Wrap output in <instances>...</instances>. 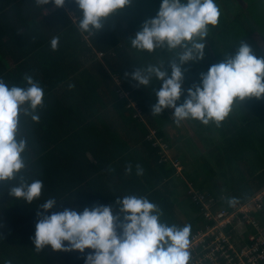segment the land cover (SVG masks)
Segmentation results:
<instances>
[{
	"label": "trees",
	"instance_id": "trees-1",
	"mask_svg": "<svg viewBox=\"0 0 264 264\" xmlns=\"http://www.w3.org/2000/svg\"><path fill=\"white\" fill-rule=\"evenodd\" d=\"M65 3L68 10L53 6L52 13L44 15L43 9L53 4L43 8L35 0H0V79L9 87H26L27 75L44 90L39 122L20 118L28 138V167L23 175L29 183L41 180L43 188L29 204L7 194L16 180L0 186V264H85L90 249L83 254L50 247L35 250L38 213L51 215L70 207L83 211L114 204L126 195L143 196L162 209V220L169 225H191V240L214 223L205 216V203L211 209L233 210L264 189V98H249L239 106L234 102L219 127L214 122L185 120L179 128L166 109L161 115L151 114L161 83L153 79L149 86L138 87L131 79L140 66L173 56L157 50L144 61L130 43L142 24L156 17L162 0H132L97 35L79 30L77 5L74 0ZM215 3L220 9L218 24L209 26L203 60L182 66L183 95L178 106L187 98V90L200 84L201 74L222 62L223 55L234 56L241 41L264 58V18L257 10L251 16V7H245L243 0ZM54 37H59L56 50L51 47ZM165 70L170 76L169 63ZM170 131L176 135L170 137ZM119 132L128 143L121 145L120 157L106 161L105 154L112 151L103 144L110 140L115 148L121 141ZM173 149L172 159L167 151ZM128 164L130 174L125 170ZM137 164L143 175H137ZM196 192L203 194V202L194 199ZM50 198L58 202L45 213L40 205ZM230 198L239 203L230 206ZM185 199L195 212L187 223L182 220ZM253 215L264 226V208ZM226 231L246 243L247 231L241 227Z\"/></svg>",
	"mask_w": 264,
	"mask_h": 264
},
{
	"label": "clouds",
	"instance_id": "clouds-1",
	"mask_svg": "<svg viewBox=\"0 0 264 264\" xmlns=\"http://www.w3.org/2000/svg\"><path fill=\"white\" fill-rule=\"evenodd\" d=\"M74 3L81 14L79 30L97 35L132 0ZM35 4L43 8L53 4L59 9L65 0H35ZM219 17L215 0H162L156 17L146 20L135 38H130L132 48L138 51L173 53L167 61L142 65L130 74L138 87L149 86L153 79L161 83L155 92L157 102L152 106V115L172 109L177 126L185 120H196L203 125L214 122L219 127L232 112L234 102L239 106L249 98H264V58H258L241 41L234 56L223 55L222 62L201 74L200 84L189 88L187 98L178 106L183 95L182 66L203 60L209 26L215 27ZM58 43L59 37L51 40L53 50ZM166 63L170 64V76ZM24 80L26 87H9L0 79V186L4 188V182L16 180L7 194L30 204L40 197L43 182L36 179L29 183L23 175L28 167V138L20 128V118L30 117L39 122L37 110L43 107L44 90L31 76L26 75ZM125 170L130 174L132 165L128 164ZM136 171L143 175L139 164ZM57 202L50 198L40 209L47 213ZM227 203L235 206L239 200L230 198ZM38 216L33 239L38 253L49 247L56 252L81 254L90 249L85 264H190L191 225H169L162 220V209L143 196L126 195L114 204L85 207L83 211L70 207Z\"/></svg>",
	"mask_w": 264,
	"mask_h": 264
},
{
	"label": "built area",
	"instance_id": "built-area-1",
	"mask_svg": "<svg viewBox=\"0 0 264 264\" xmlns=\"http://www.w3.org/2000/svg\"><path fill=\"white\" fill-rule=\"evenodd\" d=\"M64 7L68 10L66 3ZM71 18L75 19L72 15ZM194 199L205 200L199 192L194 194ZM205 207L206 218L214 223L192 236L190 264H264V226L253 215L264 208V189L233 210L211 209L208 203ZM232 226L247 231L246 243L234 240L227 233L226 229Z\"/></svg>",
	"mask_w": 264,
	"mask_h": 264
},
{
	"label": "crops",
	"instance_id": "crops-1",
	"mask_svg": "<svg viewBox=\"0 0 264 264\" xmlns=\"http://www.w3.org/2000/svg\"><path fill=\"white\" fill-rule=\"evenodd\" d=\"M224 1H226V0H224ZM229 1L231 2V1H236V0H228V2ZM243 1L246 3L245 7H251V11H250V15L251 16H254L255 15V11L257 10L258 16L264 18V0H243ZM54 9L55 8H53L52 5L50 7H47L46 6L45 7V10L43 9V13H44V15H48L49 13H52V11ZM243 9L244 10H247L245 8H243ZM148 54L149 53L141 52L140 53V57H142V58H140V59H144V61L150 60L151 58H147L145 56H148L149 57V56L154 55V53H152V55H148ZM166 110H167V113H169L171 115V117H173V115L170 113V110L171 109H166ZM107 112L110 113V115H113L112 120H116L117 119L116 116L112 113V110L111 109H108ZM184 122H187V121H183V123ZM189 122L191 123L190 120H189ZM183 123L182 122L180 123L181 126H179V128L180 127H182V128L184 127V124ZM167 129H170V127H167ZM119 134H121V141H120L121 144L119 143L118 145H115V148L112 146L113 145V142H111L109 139H108L109 140V143L104 142V144H103L105 146L110 147L111 148V151H112V155L105 154V160L106 161L111 160V159H115V157H117V158L120 157V154H121V150H120L121 149V145H124V143H128L125 135L122 132H119ZM89 158H91V157H89Z\"/></svg>",
	"mask_w": 264,
	"mask_h": 264
},
{
	"label": "rangeland",
	"instance_id": "rangeland-1",
	"mask_svg": "<svg viewBox=\"0 0 264 264\" xmlns=\"http://www.w3.org/2000/svg\"><path fill=\"white\" fill-rule=\"evenodd\" d=\"M170 113L172 115H174V113L171 110H170ZM179 126H181V125L179 124ZM180 128H182V127H180ZM169 134H170V137H172L173 135H176V133L173 132V131H170ZM172 141H173V139H172ZM167 156H169L170 158L173 159L174 156H176L174 149L167 151ZM183 203H184L186 209H185V213L183 214L182 220L186 218L187 220L186 221H183V222L184 223H187L190 219H192V218L195 217V212H194L193 209H191V206H190L189 201L187 199H185V201Z\"/></svg>",
	"mask_w": 264,
	"mask_h": 264
}]
</instances>
